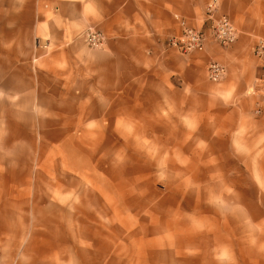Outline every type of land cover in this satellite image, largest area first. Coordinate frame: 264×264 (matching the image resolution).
I'll return each mask as SVG.
<instances>
[{
    "label": "crops",
    "instance_id": "1",
    "mask_svg": "<svg viewBox=\"0 0 264 264\" xmlns=\"http://www.w3.org/2000/svg\"><path fill=\"white\" fill-rule=\"evenodd\" d=\"M210 1L0 0V70L9 63L15 73L29 67L28 79L19 76L25 88L12 93L36 103L34 114H126L131 120L141 114L140 133H155L158 140L172 137L173 148L179 143L178 149L200 152L196 165L205 168L206 182L220 177L221 197L236 200V220L223 216L221 233L211 229L205 234L221 254L201 247L195 229L186 243L178 228L130 233L102 226L94 216L123 211L109 210L102 201L110 195L91 179V191L95 185L100 192L92 194L98 205H82V193L81 202L71 206L94 223L70 229L60 220V240L50 238L56 234L49 228L36 230L35 240L14 245L10 260L0 246V264H264V89L261 61L254 54L264 39V0H217L215 14H229L238 30L231 46L209 41L204 51L188 54L168 48L166 41L182 34L176 14L201 29ZM90 28L103 32L101 47L84 42L82 34ZM38 40L49 45L37 46ZM211 61L226 67L219 82L208 78ZM80 118L82 136L73 134L74 127L57 125L48 138L43 127L41 152L59 143L49 152H61L63 165L70 167L65 149L70 142L92 155L94 133ZM79 167L85 175L96 164ZM49 197L45 192L38 202L35 194L34 215L49 213ZM13 199L18 205L21 197ZM63 204L54 208L61 215L70 210V202ZM186 247L194 253L187 254Z\"/></svg>",
    "mask_w": 264,
    "mask_h": 264
},
{
    "label": "rangeland",
    "instance_id": "2",
    "mask_svg": "<svg viewBox=\"0 0 264 264\" xmlns=\"http://www.w3.org/2000/svg\"><path fill=\"white\" fill-rule=\"evenodd\" d=\"M8 66L0 70V246H4L7 260L15 255L14 245L36 239L33 234L36 230L49 228L56 234L50 238L60 240V220L70 229L80 225L87 228L88 222L94 223L92 216L78 215L71 203L79 204V194L83 193L86 199L82 205H98L92 194L100 193L97 187L101 185L110 195L102 202L111 211H123L94 216L102 226L128 228L130 233L159 226L165 231L178 228L180 241L186 243L190 231L195 229L201 247L211 249L218 256L221 254L220 246H211L210 236L205 234L215 229L219 235L223 216L236 220V200L221 197L220 177L218 182H206L205 168L196 165L200 152L178 149L179 143L173 148L172 137L158 140L155 133H140L138 116L141 114H133L132 120L126 114H34L36 103L23 101L12 93L25 88L19 76L28 79L29 67L15 73L13 65ZM78 118L84 120L87 131L94 133L90 137L92 147L94 144L92 155L82 152L77 142H70L65 146L70 167L63 165L61 152H49L52 147L60 148L59 143L49 144L45 148L49 150L41 152L43 127L48 138L55 135L52 131L57 125L74 127L73 134L82 136ZM100 160L105 165H100ZM88 162L96 164L91 168L93 172L80 174L79 165ZM91 179L97 185H94L95 192L91 191ZM225 189L232 190L227 186ZM45 192L50 196L49 213L34 215L35 194L38 201V196ZM14 196L21 197L20 204H12ZM68 202V214L61 215L54 209ZM81 218L86 222L79 223ZM185 250L187 254L194 253L189 247Z\"/></svg>",
    "mask_w": 264,
    "mask_h": 264
},
{
    "label": "built area",
    "instance_id": "3",
    "mask_svg": "<svg viewBox=\"0 0 264 264\" xmlns=\"http://www.w3.org/2000/svg\"><path fill=\"white\" fill-rule=\"evenodd\" d=\"M217 5V0H211L208 3L205 18L208 25L201 29L190 26L185 17L176 14L182 27V34L170 37L166 41V46L182 54H188L193 51H204L209 41L221 47L233 45L238 39V30L229 14H215ZM82 37L84 42L93 48L101 47L104 42L103 32L94 28L86 30ZM48 45L41 40L37 41V46L47 47ZM254 54L261 61L260 68L263 70V74L259 80L264 89V39L258 40L254 47ZM226 73V67L220 62L211 61L207 65L208 78L214 82L222 80Z\"/></svg>",
    "mask_w": 264,
    "mask_h": 264
},
{
    "label": "bare ground",
    "instance_id": "4",
    "mask_svg": "<svg viewBox=\"0 0 264 264\" xmlns=\"http://www.w3.org/2000/svg\"><path fill=\"white\" fill-rule=\"evenodd\" d=\"M206 18V17H205ZM208 25V23H205V26H207Z\"/></svg>",
    "mask_w": 264,
    "mask_h": 264
}]
</instances>
